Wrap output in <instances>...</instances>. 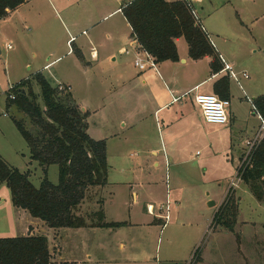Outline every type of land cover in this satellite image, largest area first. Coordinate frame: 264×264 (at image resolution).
<instances>
[{
	"label": "rangeland",
	"instance_id": "1",
	"mask_svg": "<svg viewBox=\"0 0 264 264\" xmlns=\"http://www.w3.org/2000/svg\"><path fill=\"white\" fill-rule=\"evenodd\" d=\"M230 1L236 4L235 8L240 5L244 9L241 15L243 24H239L235 10L225 5V0H202L194 6L201 18L199 25L206 27L218 47L233 54L236 62H241V65L244 63L250 75L248 79L238 74L246 95L234 86L233 96H230L229 108L234 112L231 129L237 139L232 149L239 155V165L244 138L252 136L260 125L250 101L264 94V18L255 22L252 15L258 16L264 5L249 13L253 4L261 0ZM68 7L71 11L68 13L73 17L82 7L89 11L90 18L103 16V13H96L92 0L86 4L83 0H70ZM37 9L46 18L53 13L45 0H34L25 6L24 11L35 12ZM51 21L53 23L49 25L52 24L54 28L48 38L42 29L29 31V27L20 24L14 34L7 35L5 40L0 39V156L21 172L29 170V179L36 187L44 176L43 169L36 161L29 163L28 145L15 127L13 118L22 120L28 128L33 125L28 116L18 112L14 106L5 108L8 102L5 91L22 79H32L38 64L48 62L58 55L61 59L48 70H43V74L59 97L70 92L69 85L64 84L70 82L73 99L76 102L85 100L84 105L91 110L104 96L113 97L103 90L115 84L108 76L78 75L75 66L77 61H73L74 56L66 54V39L69 35H76V40L69 44L72 51L73 45L83 42L87 36L81 34L82 28L85 34L92 32L90 27L78 26L73 29L64 17L59 19V25L55 24L53 18ZM208 23L216 26L220 37L211 31ZM7 42L12 44V49L4 48ZM84 43V48H87ZM33 50H37L36 57L31 55ZM30 85L40 107L45 110L40 87L34 81ZM205 87L197 91L205 93L208 91ZM107 102L101 114L96 117L88 115L86 121L87 133L92 138L103 134L107 144L108 182L104 186L90 188L76 213L84 217L88 225L95 222L93 213L100 209L107 221L127 224L108 232H100L103 248L95 254L101 260L99 264H264V202L252 195L242 178L237 179L235 185L228 189L231 179L235 177L236 168L232 161L221 155L227 143H222L221 148L209 146L204 136L206 131L219 127V124L202 122L199 106L187 104L185 117L172 126L179 133V143L185 145L180 157H165L163 153L156 157L149 152L130 155L119 149L118 145H123L131 137L137 138L134 136L137 129L119 124L126 119L122 114L128 110L131 102L112 110L110 107L116 104H111L113 100ZM143 105L147 106L145 102ZM150 113L145 117V129L149 133L150 142L156 140L160 145L159 136L165 138L161 121L164 112L156 113L155 116ZM156 160L158 165L154 164ZM47 178L51 183H57V164L48 166ZM132 190L139 194L137 202L133 201ZM1 196L10 198V190L5 183L0 185ZM227 198L230 200L222 209ZM210 200L215 201V206L207 205ZM147 203L153 204L156 213L160 215L161 221L156 226L145 224L153 219L147 213ZM217 211L221 213L218 218H214ZM165 215H168L166 222ZM120 242L124 244L123 248L119 247Z\"/></svg>",
	"mask_w": 264,
	"mask_h": 264
},
{
	"label": "crops",
	"instance_id": "2",
	"mask_svg": "<svg viewBox=\"0 0 264 264\" xmlns=\"http://www.w3.org/2000/svg\"><path fill=\"white\" fill-rule=\"evenodd\" d=\"M33 1L34 0H24L22 4L15 9L10 10L6 17L0 20V39L5 40L7 35L14 34L20 24L24 27H29V31L31 29H42L45 37L48 38L53 33L54 27L52 24L49 25V23H53L51 21L52 18L56 25H59V22H61L59 19L64 17L73 29L78 28V26L90 27L92 32H86L85 34H83L85 29L82 28L80 31L81 34L87 36L83 42L73 45L72 51L69 44L76 40V35H69L66 39V46L68 47L66 54L74 56L73 61H77V65L75 64V66L77 67L78 75L86 77L90 75H95V77L108 76L110 79H113L115 84L107 88L106 91L103 90L104 93L108 92L107 94H112L113 97L110 98L108 95L109 97L107 98L104 96L103 100L96 102L91 110H88L87 106L84 105L86 104L85 100H81L77 103L81 106V110L87 111V116L92 115L96 117L104 111L107 103H109L107 102L108 100H113V103L111 104H116L110 107L111 110L115 107L131 102V104L128 105V110L124 111L122 114L126 119L119 124L121 126H127L129 129H137L136 134L134 135L137 138L131 137V139L126 140L123 145H118L119 149L125 150L124 152H128L130 155H132V153L141 154L149 152L156 157L160 153H163L165 157L166 155H169L171 158L180 157L185 145H181L179 143L180 141L177 140L179 133L172 128L173 124L181 121L185 117L187 104H196L194 102V94L203 93L197 90L204 88L205 85L208 84L207 87H205L208 91H205V93L215 94L213 84L221 76L226 75L229 78V101L230 96H233L234 86L240 88L243 94H245L244 88L238 80V74H241L242 76V73H245L247 77H242L250 78L246 65H244V63L241 65V62H236L233 54H228L222 48L218 47L204 25V31L220 56L223 66L221 70L215 72L211 69V56L206 55L199 59H192L189 57L187 43L183 41L184 38L182 37L175 39L179 57L177 61L167 60L156 62V69L147 68L140 70L134 65V59L137 56H142L143 53L141 47L136 41H134L131 27L120 9L121 5L129 0H92L96 13H103V16H94L93 18H90L91 16L88 15L89 11H86L83 7L75 17L69 15L68 12H71L68 7L70 0H45L48 7L53 12H51L52 15L47 18L46 16H41L40 9H37L35 12H29L28 10L25 12V6L31 4ZM83 1L86 4L88 0ZM201 1L202 0H191L194 9H196L194 5L199 2L201 3ZM237 1L238 0H236V2ZM250 1L256 2L255 0ZM209 3L212 6L210 1ZM224 3L225 5L228 4L231 9L235 10L239 24H243L241 15H243L244 9L240 5L235 8L236 4H232L230 0H225ZM262 5H264V0L253 4V7H251L248 12L250 13V11L258 10ZM258 13V16L252 15L255 22L262 17L264 18V8ZM199 19L201 18L199 17ZM27 22L29 24H27ZM101 24H103V26H101ZM30 25H33V27L30 28ZM208 25L211 31L215 33L217 37H220L221 34L216 30V26L212 23H208ZM235 36L238 37L239 35L235 34ZM71 37H74V40L69 42ZM223 40L226 41V38L224 37ZM7 43H5V45ZM83 43L87 48H84L85 46H83ZM132 43L134 44L132 45ZM1 52L2 49L0 47V53ZM36 52L37 50L31 51V55L36 57ZM49 58L50 57H47L46 59ZM60 59L61 56L58 55L48 62L38 64L35 73H43V70H48ZM226 64L230 65L231 71L236 74V79L231 76L229 69H225ZM138 81L140 86H138ZM64 84L69 85L72 94L70 82ZM134 90L138 91L136 92ZM130 94L134 96L133 99L130 98ZM191 94L192 96L188 98L187 96ZM246 98L248 97L246 96ZM143 102H145L147 106H144ZM170 108L172 109L169 110ZM150 112L153 113V116H155L156 113L159 114L160 112H164L161 121L165 130V138L163 139L159 136L161 142L160 145L156 143V140L153 142L156 144L150 142L149 133L145 129V117L148 113L151 114ZM232 113L234 114V112L228 108V123L219 124V127L206 131L204 136L206 137V142L209 146L214 145L221 148L222 143H227V145L223 146L225 151H223L221 155L226 157L227 160L232 161L236 168L239 155L237 156L232 149L234 140H237L235 136L232 135ZM200 116L202 122H204L202 114ZM98 124L101 125V122ZM227 127L230 128L228 129ZM93 137H95L94 139L96 140H101L103 139V134L94 135ZM32 161L34 160L30 159L29 163ZM154 164L158 165V161H154ZM27 171L30 173L29 170ZM131 187L132 186H130V188ZM132 194L133 201L137 202L139 197L138 192L132 190ZM82 204L83 203H81V205ZM147 213L153 216V219L145 223L148 226H156V224L161 221V218L159 217L160 215L156 213L155 208L153 209L152 214L148 211ZM105 221L115 222L107 221L106 219ZM126 224L127 222H125L123 226ZM164 225L165 224H163V226ZM117 228L99 226L51 228L43 220L31 216L27 210L15 207L12 204L11 195L10 198L3 196L0 197V236L44 235L47 238L48 249L53 261H73L76 264L101 263V260L95 255L97 251H100L102 250L101 248H103V244L100 243L102 240L99 238V234L100 232H104L102 230H107L108 232ZM123 246L124 244L120 242L119 247L123 248ZM155 260L157 259L155 258Z\"/></svg>",
	"mask_w": 264,
	"mask_h": 264
},
{
	"label": "trees",
	"instance_id": "3",
	"mask_svg": "<svg viewBox=\"0 0 264 264\" xmlns=\"http://www.w3.org/2000/svg\"><path fill=\"white\" fill-rule=\"evenodd\" d=\"M24 0H0V20ZM121 12L131 27L132 37L156 62L177 61L175 39L182 37L188 46V55L199 59L212 57L211 69H222L219 54L206 32L196 23L184 0H129L121 5ZM31 81L40 87L44 109L40 107ZM214 93L229 98V78H218ZM9 106L28 116L33 125L25 126L20 119L13 123L28 145L30 159L42 167L44 176L38 187L29 179V172L10 166L0 156V185L10 190L15 207L27 210L31 216L43 220L51 228H77L99 226L117 228L125 222H106L100 209L93 213L95 222L86 223L76 209L92 187L107 183L108 163L104 139L96 140L87 133V112L82 111L72 94L58 96L56 89L41 72L32 79H22L5 91ZM11 95L13 98H11ZM264 115V94L251 101ZM254 111V110H253ZM58 166V181L51 183L47 168ZM241 178L252 195L264 202V137L255 149L251 163ZM230 198L223 203L222 209ZM221 211V210H220ZM220 211L215 213L218 218ZM0 264H76L73 261H53L44 235L0 237Z\"/></svg>",
	"mask_w": 264,
	"mask_h": 264
},
{
	"label": "built area",
	"instance_id": "4",
	"mask_svg": "<svg viewBox=\"0 0 264 264\" xmlns=\"http://www.w3.org/2000/svg\"><path fill=\"white\" fill-rule=\"evenodd\" d=\"M184 1L187 3L194 19L196 20V23L199 25V17L197 15L192 3H191V0H184ZM200 27L204 30L203 26H200ZM72 40H74V37H71L69 42H71ZM133 44L134 43H132V45ZM5 48L7 50L11 49V44L7 43L5 45ZM141 50H142L143 54H142V56H137L134 59V65L137 66L140 70H144L147 68L156 69V61L153 58V56H151L150 54L145 52L142 48H141ZM124 52H125V50H124ZM225 69H229L231 72V76L234 77L235 79L237 78L236 74L231 71L230 65L226 64ZM242 75H243V77H247V75L245 73H242ZM11 86L9 88H11ZM60 88L64 89L63 87H60ZM11 98H13L12 95H11ZM194 102L199 106V109L201 111V114H202L204 121H206L208 123H217V124L228 123V120H229L228 108L230 105L229 99L220 98L219 96H217L216 94H213V93H195L194 94ZM251 106L257 115V118L259 120L260 125H259L258 130L256 132H254L252 134V136L244 138L243 145H242L243 146V152L240 156L241 161L239 162V165H237V167H236L235 177L233 179H231L228 189H231V186L235 185V181L237 179L238 180L241 179V175H242L243 170L248 165H250L253 153H254L255 149L257 148V146L259 145L262 138L264 137V115H261L256 110V108L252 102H251ZM160 208H162V207H160ZM153 209H154V206L152 204H147L146 210L149 213L152 214ZM166 209L168 210V207H166ZM164 219L166 222L168 220V215H165Z\"/></svg>",
	"mask_w": 264,
	"mask_h": 264
},
{
	"label": "water",
	"instance_id": "5",
	"mask_svg": "<svg viewBox=\"0 0 264 264\" xmlns=\"http://www.w3.org/2000/svg\"><path fill=\"white\" fill-rule=\"evenodd\" d=\"M207 205L210 206V207L211 206H215V201L210 200V201H208Z\"/></svg>",
	"mask_w": 264,
	"mask_h": 264
}]
</instances>
